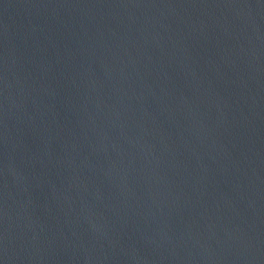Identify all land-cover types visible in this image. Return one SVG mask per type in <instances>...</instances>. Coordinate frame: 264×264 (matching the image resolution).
<instances>
[{"label": "water", "instance_id": "1", "mask_svg": "<svg viewBox=\"0 0 264 264\" xmlns=\"http://www.w3.org/2000/svg\"><path fill=\"white\" fill-rule=\"evenodd\" d=\"M0 264H264V0H0Z\"/></svg>", "mask_w": 264, "mask_h": 264}]
</instances>
